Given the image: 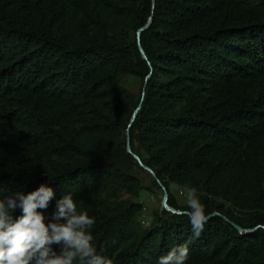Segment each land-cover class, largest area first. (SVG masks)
Segmentation results:
<instances>
[{
  "label": "trees",
  "instance_id": "obj_1",
  "mask_svg": "<svg viewBox=\"0 0 264 264\" xmlns=\"http://www.w3.org/2000/svg\"><path fill=\"white\" fill-rule=\"evenodd\" d=\"M140 102L131 149L182 212L144 228L123 199L142 189ZM42 183L95 217L111 264L186 242L187 264H264V0H0V196ZM171 183L200 194L199 238Z\"/></svg>",
  "mask_w": 264,
  "mask_h": 264
},
{
  "label": "clouds",
  "instance_id": "obj_2",
  "mask_svg": "<svg viewBox=\"0 0 264 264\" xmlns=\"http://www.w3.org/2000/svg\"><path fill=\"white\" fill-rule=\"evenodd\" d=\"M196 193L195 188L186 192L185 215L193 237L199 238L209 216ZM52 202L55 209L46 222L44 213ZM95 224V217L78 211L71 193L57 198L48 183L27 193L0 196V264H111L94 243ZM188 259L186 242L159 257L156 264H187Z\"/></svg>",
  "mask_w": 264,
  "mask_h": 264
},
{
  "label": "rangeland",
  "instance_id": "obj_3",
  "mask_svg": "<svg viewBox=\"0 0 264 264\" xmlns=\"http://www.w3.org/2000/svg\"><path fill=\"white\" fill-rule=\"evenodd\" d=\"M123 83H125V85L135 94L140 90L141 81L138 77L128 75L124 76ZM135 146H137V143H135ZM139 179L142 189L137 193L136 196L133 197L129 196L128 194H124L123 199H135V201H137V203L140 205L137 222L139 227L144 228L155 221L156 215H163V191L148 172L144 171L139 173ZM169 189L179 207L187 206V188L175 183H171ZM196 194L199 198L200 194L198 192Z\"/></svg>",
  "mask_w": 264,
  "mask_h": 264
},
{
  "label": "water",
  "instance_id": "obj_4",
  "mask_svg": "<svg viewBox=\"0 0 264 264\" xmlns=\"http://www.w3.org/2000/svg\"><path fill=\"white\" fill-rule=\"evenodd\" d=\"M151 19H149V21L141 28H139V30L137 31V44H138V49H139V52L141 53L142 57L144 59H146V55H145V52L140 44V34L141 32H143L144 30L147 29V27L149 26V23H150ZM140 107H141V102L139 103V105L135 108V110L133 111V114H132V117H131V120L128 124V127H127V137H126V151L127 153H129L140 165V167H142L145 171H147L149 174H151V176L155 179V181L157 182V184L161 187L162 191H163V199H162V206L164 208L165 211L167 212H170L172 214H181L182 212L180 211H176L175 209H173L172 207H170L168 205V192L166 190V188L163 186V184L161 183V181L156 177L155 173L153 172L152 169H150L149 167L145 166L140 158L135 154L133 153L132 149H131V145H130V139H129V128L131 127L133 121L135 120L136 118V115L138 113V111L140 110ZM214 214H217V213H214ZM232 225L239 231H241V228L232 223Z\"/></svg>",
  "mask_w": 264,
  "mask_h": 264
}]
</instances>
